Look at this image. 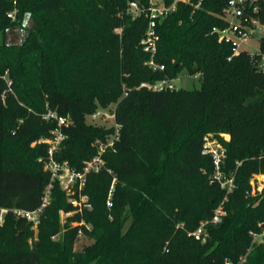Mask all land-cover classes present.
Instances as JSON below:
<instances>
[{
  "label": "trees",
  "instance_id": "obj_1",
  "mask_svg": "<svg viewBox=\"0 0 264 264\" xmlns=\"http://www.w3.org/2000/svg\"><path fill=\"white\" fill-rule=\"evenodd\" d=\"M129 1L148 4L0 0V33L16 20L22 30L18 42L0 44V264H236L244 257L241 264H264V244L251 236L264 229V186L252 194L249 183L264 174V73L257 66L264 37L258 52L234 54L232 43L212 33L227 25L218 16L225 0H203L193 12L180 4L158 22L153 61L163 68H153L140 44L148 19L132 17ZM255 3L245 15L264 24V0ZM182 71L201 76L199 87H140ZM110 103L119 139L103 154L104 167L86 176L91 207L75 211L39 160L47 145L32 142L55 125L42 118L46 108L69 116L55 158L81 169L96 153L93 142L112 131L86 115ZM208 134L225 147L223 174L233 175L217 223L210 220L226 191L202 153ZM49 183L35 233L16 210L38 208ZM60 211L73 212L63 231ZM202 221L205 241L187 234ZM79 230L92 242L74 250Z\"/></svg>",
  "mask_w": 264,
  "mask_h": 264
},
{
  "label": "built area",
  "instance_id": "obj_2",
  "mask_svg": "<svg viewBox=\"0 0 264 264\" xmlns=\"http://www.w3.org/2000/svg\"><path fill=\"white\" fill-rule=\"evenodd\" d=\"M202 1L203 0H148L147 5L140 4L137 1L128 2L127 12L130 13L132 17L144 14L148 19L145 33L140 40L143 50L150 55V59L147 64L153 68H163V66H158L153 61V55L156 51L157 42L159 40L157 32L158 22L175 12L180 4L188 5L193 12L200 7ZM225 1V6L222 8L218 16L224 19L227 22V25L224 28H213L212 33L217 35V40L219 42L232 43L234 45L233 52L236 54L239 52L236 50V38H240L245 35V27L249 24L251 25L253 20L252 17H247L245 15V11L248 9L256 11L257 5L255 0ZM244 16L247 18L244 23H242L241 18ZM257 66L264 73V52L259 54ZM7 82L10 84L9 80ZM140 87H147L154 90L175 88L173 84H171V81L169 82L167 80H159L153 84L143 82L140 84ZM114 107L97 108L93 112L86 115V121L92 124L102 118L109 119V125L104 128H111L112 131H110L103 139H96L93 142L96 148L95 155L83 161L82 168L78 170L70 166L67 161H60L55 158V154L61 149L62 143L67 137L64 128L72 123L70 117L59 115L55 110L50 108H46V111L42 114V118L44 120L54 121L55 125L49 131L48 136L40 137L36 141L32 142V145H35L36 143H44L47 145L46 158H39V160L42 161L43 168L49 171L50 180L59 183L61 189L67 195L68 202L75 207V211H81L83 208L91 207V204L88 201V196L83 192L86 183V176L90 172H98L104 167L105 161L103 159V154L107 150H113L115 143L119 139L120 126L115 121ZM202 153L211 156L214 165L213 179L226 191L224 199L216 206L210 220L212 223H217L225 213L224 201L227 199V194L233 189V175L225 176L223 174L221 164L225 156V147L210 134L204 138ZM51 186L52 184L49 183L45 190L42 203L38 208L34 210H16L18 214L24 216L26 220L32 223L34 231H37L39 215L42 212L43 207H45L48 202ZM107 203L109 204L110 202ZM68 213L70 212H67V214ZM207 222L208 221L200 222L199 226L195 230L189 231L187 234L189 236H193L197 240L205 241V226ZM81 234L82 232L79 230L78 235ZM251 236L252 243L264 244V229L251 232ZM226 264H229V262H226Z\"/></svg>",
  "mask_w": 264,
  "mask_h": 264
},
{
  "label": "rangeland",
  "instance_id": "obj_3",
  "mask_svg": "<svg viewBox=\"0 0 264 264\" xmlns=\"http://www.w3.org/2000/svg\"><path fill=\"white\" fill-rule=\"evenodd\" d=\"M15 13L13 12V18L12 20L15 21ZM22 20V19H21ZM17 26L13 27L10 30H7L4 33H0V44L6 40L7 42L15 43L18 42L21 38V27L19 25L20 21L16 20ZM246 33L244 36L240 38H236V50L237 51H242V50H247L249 52H257L258 51V41L261 37H264V24L259 23L257 20L253 19L251 22V25H247L245 27ZM171 84L175 88H186V89H191V88H198L200 85L199 78L195 76H191L186 74L185 71H182L179 73L177 78L173 79L171 81ZM114 103H110L107 107H114ZM101 108V107H99ZM20 121V119L18 120ZM109 119L107 118H102L100 120H97L93 125L98 126V127H107L109 125ZM88 122V121H87ZM90 123V122H89ZM92 124V123H91ZM209 135V134H208ZM221 137L224 140H228L229 137L226 134L221 135ZM219 141V139L217 138ZM220 142V141H219ZM5 147L8 148V146L13 145L12 143H9V141L5 142ZM9 149V148H8ZM211 177L214 178V174H211ZM250 187H251V193L256 194L260 192L264 186V174H254L253 177L249 181ZM111 191H112V186L109 190L108 194V200L107 202H110V196H111ZM108 206H111V202L108 204ZM127 209V208H126ZM73 214V212L70 213H63V211L59 212V223H60V230H64L65 223L67 222L68 218ZM130 223V220L128 219L122 229V232L125 231V229L128 227ZM71 225L74 226L76 225V222H71ZM32 228V227H31ZM33 229V228H32ZM36 233V231H35ZM58 237V236H57ZM92 242V239L89 238L88 236L84 235L83 233L81 235H77L76 241L74 243V250H81L83 247L89 245ZM246 260V257L241 258L240 261L236 264H241L244 263Z\"/></svg>",
  "mask_w": 264,
  "mask_h": 264
},
{
  "label": "water",
  "instance_id": "obj_4",
  "mask_svg": "<svg viewBox=\"0 0 264 264\" xmlns=\"http://www.w3.org/2000/svg\"><path fill=\"white\" fill-rule=\"evenodd\" d=\"M246 18H247L246 16L242 17L241 18V22L244 23V21L246 20ZM199 79H201V76L199 77Z\"/></svg>",
  "mask_w": 264,
  "mask_h": 264
}]
</instances>
